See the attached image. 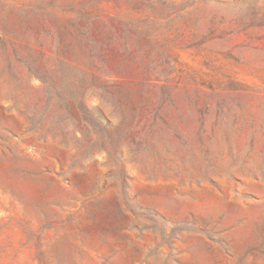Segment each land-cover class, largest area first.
<instances>
[{
    "label": "rangeland",
    "instance_id": "1",
    "mask_svg": "<svg viewBox=\"0 0 264 264\" xmlns=\"http://www.w3.org/2000/svg\"><path fill=\"white\" fill-rule=\"evenodd\" d=\"M0 264H264V0H0Z\"/></svg>",
    "mask_w": 264,
    "mask_h": 264
}]
</instances>
